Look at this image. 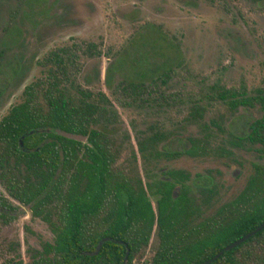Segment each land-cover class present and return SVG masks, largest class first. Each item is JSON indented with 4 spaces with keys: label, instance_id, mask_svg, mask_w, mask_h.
Instances as JSON below:
<instances>
[{
    "label": "rangeland",
    "instance_id": "rangeland-1",
    "mask_svg": "<svg viewBox=\"0 0 264 264\" xmlns=\"http://www.w3.org/2000/svg\"><path fill=\"white\" fill-rule=\"evenodd\" d=\"M148 28L163 39L153 44L144 38ZM89 43L92 50L85 47ZM73 44L81 49L69 73L72 91L79 87L97 97L100 123L126 175L147 183L161 171L181 170L193 191V179L208 177L212 193L205 214L212 215L237 195L254 164L264 166L256 145L227 142L229 132L245 135L249 120L261 115L256 102L233 108L228 101L231 92L250 98L264 90V0H0V117L46 70L37 61ZM130 82H141L143 90L125 93L122 86ZM220 90L227 92L225 100L217 96ZM196 105L202 114L190 117ZM206 124L212 139L205 155L154 158L147 146L139 149L160 132L154 149L182 151L186 138L203 137ZM0 192L7 196L1 181ZM9 200L17 209L11 221L0 219V264L17 258L26 264L27 251L50 242L52 233L26 206ZM155 244L152 233L132 264L147 259Z\"/></svg>",
    "mask_w": 264,
    "mask_h": 264
},
{
    "label": "trees",
    "instance_id": "trees-1",
    "mask_svg": "<svg viewBox=\"0 0 264 264\" xmlns=\"http://www.w3.org/2000/svg\"><path fill=\"white\" fill-rule=\"evenodd\" d=\"M142 35L153 44L163 39L160 31L151 28ZM85 47L92 50L94 45ZM80 49L77 44L59 47L39 59L38 65L46 70L23 88L21 100L0 117V181L7 194L0 192V219H14L17 206L11 198L47 223L52 233L50 242L27 251L26 264H122L126 249L125 264H132L142 255L152 232L157 243L140 264H264V227L254 231L264 221V167L254 164L243 191L228 206L218 208L208 226L202 221L193 231H181L182 217L192 209L186 190L182 188L174 197L172 183L162 181L152 203L142 181L116 165L109 130L100 123L103 108L97 97L79 87L72 91L69 73L76 70ZM143 86L130 82L122 89L138 93ZM226 95L225 90L217 93L222 100ZM235 95L229 93L230 107L253 101L261 115L248 122L245 135L229 132L227 142L233 147L247 142L264 154V90L250 98ZM201 114L197 105L189 111L193 118ZM211 126L219 128L215 122ZM211 126L205 125L201 138H186L182 151L154 149L163 137L160 132L139 149L147 146L152 157L205 155L210 150ZM55 130L81 134L86 140L69 139ZM170 175L182 178L183 173ZM250 232L244 241L223 249ZM10 264L23 263L17 258Z\"/></svg>",
    "mask_w": 264,
    "mask_h": 264
},
{
    "label": "flooded vegetation",
    "instance_id": "flooded-vegetation-1",
    "mask_svg": "<svg viewBox=\"0 0 264 264\" xmlns=\"http://www.w3.org/2000/svg\"><path fill=\"white\" fill-rule=\"evenodd\" d=\"M181 155H183V154H181ZM179 156H176V157H179ZM198 156H200V155H198ZM159 157H163V156H158V157H154V158H159ZM176 157H171V158H176ZM163 158H165V157H163ZM173 172L183 173L182 178L171 177L170 173H173ZM253 173H254V170H253ZM253 173H252V175H253ZM233 175H235V173ZM139 179L142 181L141 178H139ZM188 180H189L188 173H185L181 170H165L164 172L161 171L159 177L155 181L147 182V183L142 181L143 187L145 189V195L152 203H154L155 200L159 196L158 189L161 187L160 182H162V181H167V182L172 183L171 191H172V195L174 197L179 195L182 188L186 190V194L189 198L190 206L192 209H191V212L189 214L182 217L181 224L179 227V229L181 231L182 230L193 231L202 221H204L205 226H208V224L211 220V217L214 216V214H212V215H206L205 214L206 210L209 207V199H210L209 197L212 193V187L210 186L211 180L208 177H204V176L203 177H196L191 182L192 186L195 187L194 191L191 187L186 186V184L188 183ZM246 184H247V181H246L245 185L240 189V191L237 193V195L234 198L225 202L221 206H225V207L228 206L229 203H231L243 191ZM221 206H219L218 208H220ZM216 210L214 211V213L216 212ZM34 218H38V217H34ZM152 233H154V232H152ZM154 235H155V233H154ZM155 237H156V235H155ZM156 243H157V237H156ZM152 251H153V249H152ZM151 254H152V252H151ZM123 259H124V257H123ZM125 262H126V260H125ZM125 262L122 260V264H125Z\"/></svg>",
    "mask_w": 264,
    "mask_h": 264
},
{
    "label": "water",
    "instance_id": "water-1",
    "mask_svg": "<svg viewBox=\"0 0 264 264\" xmlns=\"http://www.w3.org/2000/svg\"><path fill=\"white\" fill-rule=\"evenodd\" d=\"M55 132H56L57 134L61 135V136H64V137L69 138V139H74V140H76V141L85 142V140H86V136L81 135V134L69 133V132L62 131V130H55ZM263 227H264V221H263L262 223H260V224L255 228L254 231H258V230H260V229L263 228ZM251 234H252V232L245 234L244 236H242V237L236 239L235 241H233L232 243L226 245L223 249H224V250H228V249L232 248L233 246H235V245L239 244L240 242L244 241L245 239H247ZM103 240H105V239H102V240L98 243L96 250L99 249L100 243H101ZM116 242L119 243L120 241H116ZM221 252H222V251H219L215 256H213L212 259L217 258V257L221 254ZM127 254H128V249H126L125 254H124V259H123L124 262H125V260H126ZM206 262H209V260L206 261Z\"/></svg>",
    "mask_w": 264,
    "mask_h": 264
}]
</instances>
